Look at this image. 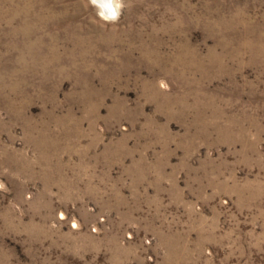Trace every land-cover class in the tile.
Returning <instances> with one entry per match:
<instances>
[{
    "label": "rangeland",
    "instance_id": "374dc122",
    "mask_svg": "<svg viewBox=\"0 0 264 264\" xmlns=\"http://www.w3.org/2000/svg\"><path fill=\"white\" fill-rule=\"evenodd\" d=\"M119 3L0 0V264H264V0Z\"/></svg>",
    "mask_w": 264,
    "mask_h": 264
},
{
    "label": "bare ground",
    "instance_id": "6f19581e",
    "mask_svg": "<svg viewBox=\"0 0 264 264\" xmlns=\"http://www.w3.org/2000/svg\"><path fill=\"white\" fill-rule=\"evenodd\" d=\"M92 3H94L95 5H97L99 7V9H100L99 12L101 13L102 16H104L107 19H108L109 12L106 10H109L111 8V10L116 12V6L114 5L113 1H111L109 3L108 0H98V2L92 1Z\"/></svg>",
    "mask_w": 264,
    "mask_h": 264
},
{
    "label": "water",
    "instance_id": "95a60500",
    "mask_svg": "<svg viewBox=\"0 0 264 264\" xmlns=\"http://www.w3.org/2000/svg\"><path fill=\"white\" fill-rule=\"evenodd\" d=\"M92 1H94V2H98V0H92ZM112 0H108V2L110 3ZM106 11H108L109 12V14H108V18H113V15H114V13H116V12H114L113 10H111V8L109 9V10H106ZM105 12V11H104Z\"/></svg>",
    "mask_w": 264,
    "mask_h": 264
},
{
    "label": "clouds",
    "instance_id": "9594fccd",
    "mask_svg": "<svg viewBox=\"0 0 264 264\" xmlns=\"http://www.w3.org/2000/svg\"><path fill=\"white\" fill-rule=\"evenodd\" d=\"M121 6H122V5H120L119 0H117V3H116V7H117V9H119ZM118 18H119V17H118V12H117V13H114V15H113V20H116V19H118Z\"/></svg>",
    "mask_w": 264,
    "mask_h": 264
}]
</instances>
